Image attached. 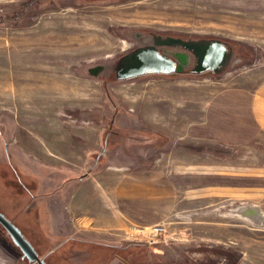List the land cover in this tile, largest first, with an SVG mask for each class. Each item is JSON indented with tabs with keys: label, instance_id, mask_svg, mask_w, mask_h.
<instances>
[{
	"label": "rangeland",
	"instance_id": "obj_1",
	"mask_svg": "<svg viewBox=\"0 0 264 264\" xmlns=\"http://www.w3.org/2000/svg\"><path fill=\"white\" fill-rule=\"evenodd\" d=\"M263 83L264 0H0V212L46 264H264ZM110 167L168 174L163 231L72 221Z\"/></svg>",
	"mask_w": 264,
	"mask_h": 264
},
{
	"label": "crops",
	"instance_id": "obj_2",
	"mask_svg": "<svg viewBox=\"0 0 264 264\" xmlns=\"http://www.w3.org/2000/svg\"><path fill=\"white\" fill-rule=\"evenodd\" d=\"M240 104L241 126H247L246 122L250 121L257 133L264 136V83L257 89L243 92ZM227 127L225 135L233 134L232 126ZM246 133L244 129L242 134ZM110 170V177L105 181V175L100 176V189L95 191L96 198L87 213H78L87 208L86 200L74 201L71 205L72 221L87 223V227H81L88 231V236L114 235L134 226L152 228L164 223L176 211L177 192L164 170L127 171L123 176L115 173V167Z\"/></svg>",
	"mask_w": 264,
	"mask_h": 264
},
{
	"label": "water",
	"instance_id": "obj_3",
	"mask_svg": "<svg viewBox=\"0 0 264 264\" xmlns=\"http://www.w3.org/2000/svg\"><path fill=\"white\" fill-rule=\"evenodd\" d=\"M0 225L10 234L14 243L21 250L23 256L33 264H46L44 260L39 257V254L33 245L26 239L21 230L6 216L0 212Z\"/></svg>",
	"mask_w": 264,
	"mask_h": 264
},
{
	"label": "bare ground",
	"instance_id": "obj_4",
	"mask_svg": "<svg viewBox=\"0 0 264 264\" xmlns=\"http://www.w3.org/2000/svg\"><path fill=\"white\" fill-rule=\"evenodd\" d=\"M158 64L159 63L155 62L154 59H150L148 56H144L141 59L140 64L138 65H140L141 67H156Z\"/></svg>",
	"mask_w": 264,
	"mask_h": 264
},
{
	"label": "built area",
	"instance_id": "obj_5",
	"mask_svg": "<svg viewBox=\"0 0 264 264\" xmlns=\"http://www.w3.org/2000/svg\"><path fill=\"white\" fill-rule=\"evenodd\" d=\"M152 228H153V232L154 233H157V232H160V231L164 230L163 227H161V226H154Z\"/></svg>",
	"mask_w": 264,
	"mask_h": 264
},
{
	"label": "trees",
	"instance_id": "obj_6",
	"mask_svg": "<svg viewBox=\"0 0 264 264\" xmlns=\"http://www.w3.org/2000/svg\"><path fill=\"white\" fill-rule=\"evenodd\" d=\"M26 237V236H25ZM28 240V239H27ZM29 241V240H28ZM46 263V262H45Z\"/></svg>",
	"mask_w": 264,
	"mask_h": 264
}]
</instances>
